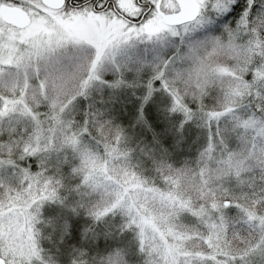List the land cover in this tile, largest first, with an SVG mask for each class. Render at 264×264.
Segmentation results:
<instances>
[{"label": "snow or ice", "instance_id": "snow-or-ice-1", "mask_svg": "<svg viewBox=\"0 0 264 264\" xmlns=\"http://www.w3.org/2000/svg\"><path fill=\"white\" fill-rule=\"evenodd\" d=\"M0 264H264V0H0Z\"/></svg>", "mask_w": 264, "mask_h": 264}]
</instances>
